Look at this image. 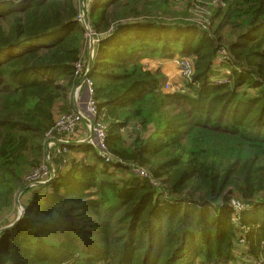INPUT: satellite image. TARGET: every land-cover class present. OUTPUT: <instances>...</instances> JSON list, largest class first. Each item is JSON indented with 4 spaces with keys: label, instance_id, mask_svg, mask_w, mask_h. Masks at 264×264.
<instances>
[{
    "label": "trees",
    "instance_id": "obj_1",
    "mask_svg": "<svg viewBox=\"0 0 264 264\" xmlns=\"http://www.w3.org/2000/svg\"><path fill=\"white\" fill-rule=\"evenodd\" d=\"M197 1L184 9H204L203 26L175 0H93L86 15L107 152L157 185L77 146L91 163L66 154L31 191L47 133L73 112L86 32L79 0H0V230L32 192L0 232V264H227L235 251L264 264V0ZM175 58L192 60V81L164 92L143 61Z\"/></svg>",
    "mask_w": 264,
    "mask_h": 264
},
{
    "label": "built area",
    "instance_id": "obj_2",
    "mask_svg": "<svg viewBox=\"0 0 264 264\" xmlns=\"http://www.w3.org/2000/svg\"><path fill=\"white\" fill-rule=\"evenodd\" d=\"M92 1L93 0H79L80 13L79 16L77 17V22L85 27L86 42L90 44V48L92 47V52H93V49L95 50V46L98 40L93 34L88 21L87 24H85L84 22L85 18L87 20V16H86L87 14L86 15L83 14L82 4H81L82 2V3H86L87 5H91ZM92 52L89 55V57L93 59L94 55ZM225 60H226V52L221 51L219 57L216 60V64L217 62L221 63L224 62ZM172 63L176 66L182 78L186 82L190 83L192 81V77L194 73L192 60L190 58H176L172 61ZM84 68L85 67L83 61H79L76 64V76L80 80L83 77L86 78L81 85L78 83V85L74 88L72 95L69 97L73 101V112L70 113L69 115H63L58 117L55 120L54 126L47 133L46 140L44 141V143H46L44 163L39 168V170L35 171L27 179L29 183L28 189H31L36 185L45 184L52 179L54 170L50 164L51 148L57 145V149H55L54 154L58 153L57 155L61 156L63 154L69 153L70 150L76 149L77 146H79V144H75V145L71 144V140L74 132L78 129V125L81 123L86 124L87 135L85 137V140L79 142L80 144H83V146L90 147L91 149H93L96 152V156L100 160H102L105 164L112 165L116 163L123 165L125 166V168L129 170L131 175L142 179H149L150 183L153 186H156L157 185L156 182L150 180L148 173L144 169H141L135 165L123 164L120 161H117L114 158H112L107 152V148H106L107 126L99 117L97 105L93 99V82H91V80L88 78L89 68L88 67H86L85 69ZM164 92H173V91H169V85L166 84ZM59 135H64V137L58 138ZM58 145H61L62 147L59 148ZM61 164L65 165L64 160L62 161ZM61 164L59 166H61ZM47 166L49 167V169ZM232 205L234 208L238 206L234 202L232 203ZM243 242L244 240L241 239L239 241V244L243 246L244 245ZM251 263L252 261L250 263L248 262V264Z\"/></svg>",
    "mask_w": 264,
    "mask_h": 264
},
{
    "label": "rangeland",
    "instance_id": "obj_3",
    "mask_svg": "<svg viewBox=\"0 0 264 264\" xmlns=\"http://www.w3.org/2000/svg\"><path fill=\"white\" fill-rule=\"evenodd\" d=\"M187 1L188 0H175V3L178 4L177 10L181 11V12L188 11L191 14V17H193V19H195L197 25L203 26L204 25V18L203 17H208L206 11L204 9L198 8L197 3H195V2H193L192 11H189L188 9H184L185 8L184 7L185 2H187ZM197 2L198 3H202L200 0H198ZM211 3H214V2L211 0ZM81 4H82V12H83L84 15H86L88 13V9H89L90 5H87L86 3H82V2H81ZM87 41H89V40H87ZM92 53H93V55H95V50L94 49H93ZM86 55H88V56L90 55V44H88L87 42H86L85 51H84L85 59H86ZM173 60H170V61L167 60L166 62H161L159 60L146 59L144 61L151 62V64L156 67L155 70L159 69L162 72V70L164 69V71H166L167 73H170L169 77H167V76H165L163 74L166 77V80L163 82V86H162L164 91H165V85L166 84L169 85V91H183V88H184V85H185L186 81L182 78V76L180 75L178 69L176 70L174 68H169L167 65L163 66L164 63H171ZM221 63H223V62H221ZM221 63L217 62L216 65H218V64L221 65ZM220 65H218V66H220ZM87 67H88V65H87ZM152 71H154V70H152ZM216 72H219L221 74H228L229 70L226 67H221V68H217ZM216 82L223 83V80L216 81ZM78 127H82L84 130H85V128H87L86 126L84 127V125H82V124H79ZM86 131H87V129H86ZM44 146H45V149H46V143H44ZM55 149H57V145H55L53 148H51V151H50V157H51L50 164H51V167L54 170V174L52 176V179L55 177V175L58 172L64 170L69 165L68 162L65 161V155L66 154H69L67 157H75L74 155H72L70 153L71 151L69 153L63 154L62 156H63V160L65 162V165L61 164V166H59L60 163H58V165L55 163V158L57 157V154H58V153H55L56 155L54 154ZM62 153H64V152H62ZM60 158H61V156L59 157V159ZM77 159L80 160L81 158L77 157ZM81 160L84 161L85 159H81ZM86 162L87 163H91L92 161H88L87 160ZM48 169H49V167H48ZM117 175L119 177L125 178L124 174L117 173ZM50 181H48V182H50ZM47 183H45V184H47ZM45 184L36 185V186L32 187L30 190L31 191L35 190L36 187L41 186V185H45ZM29 191H28L27 195L25 194L26 196L25 195L24 196L19 195V196H17L18 198L16 197L17 198V202L19 203V205L17 206V204H16L17 215H16V218L14 219V223H17L21 219V217H22V215L24 213V207H25L26 204H28L27 202H28L30 196H32V192H29ZM241 208L242 207H239V206H236V208L233 207V211L234 212L230 216V222L233 224V226L235 228L241 229V231H243V230H245L246 227L241 224V222L239 220V217L237 216V215L240 214V209ZM239 223L241 224V226L239 225ZM241 235L239 233H237V236L242 237L243 240H244L245 235H243V236H241ZM245 247H246L245 245L241 246V247L237 246V249H245ZM235 248H236V246H235ZM235 253L236 254H240V256L239 255L237 256V261H233L232 260V261L228 262L227 264H248V262L250 263L252 261L247 254H244L243 251H240V252L235 251ZM194 264H199V263H197V261H196Z\"/></svg>",
    "mask_w": 264,
    "mask_h": 264
},
{
    "label": "crops",
    "instance_id": "obj_4",
    "mask_svg": "<svg viewBox=\"0 0 264 264\" xmlns=\"http://www.w3.org/2000/svg\"><path fill=\"white\" fill-rule=\"evenodd\" d=\"M88 61H89V56H88ZM145 62V63H144ZM144 66L148 69V70H155V66L151 64V62L149 61H144ZM168 66L169 68H174L177 70L176 66L171 62V63H164L163 66ZM154 68V69H153ZM162 70V69H161ZM163 74L167 77H169L170 73H167L166 71H164V69L162 70ZM82 125H84V127L86 126L85 123H81ZM87 135V131H86V128L85 130L82 128V127H78V129L74 132L73 136H72V140H71V144L75 145V144H79V146H83V144H80L79 142L85 140V137ZM64 137V135H59L58 138H62ZM59 148H61L62 146L61 145H58ZM74 150H77L78 149H73V150H70L71 154L74 155L75 157H80L81 159H85V161H92V154L91 153H88V154H83V153H80L79 152H75ZM77 153H79L77 155ZM63 160L59 159V162L58 163H62Z\"/></svg>",
    "mask_w": 264,
    "mask_h": 264
},
{
    "label": "water",
    "instance_id": "obj_5",
    "mask_svg": "<svg viewBox=\"0 0 264 264\" xmlns=\"http://www.w3.org/2000/svg\"><path fill=\"white\" fill-rule=\"evenodd\" d=\"M84 22H85V24H87V20H86V18H85V21H84ZM91 52H92V47L90 48V54H91ZM92 64H93V59L89 57V61H88V68H89V70L92 68ZM85 78H86V77H83V78L79 81V84H80V85L84 82ZM90 137H92V136H90ZM23 192H24V191H22L21 193H19L17 196L21 195ZM17 196H16V197H17ZM17 198H18V197H17ZM17 198H15V204H17V206H18L19 203L17 202ZM14 224H15V223L10 224V225H8V226H5V227L1 228L0 232L3 233V232H5V231H7L8 229L12 228V226H13Z\"/></svg>",
    "mask_w": 264,
    "mask_h": 264
}]
</instances>
